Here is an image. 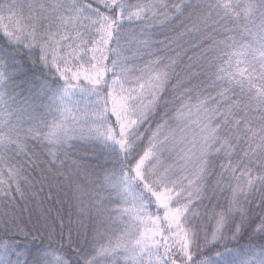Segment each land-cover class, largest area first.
<instances>
[{"label": "snow or ice", "instance_id": "obj_1", "mask_svg": "<svg viewBox=\"0 0 264 264\" xmlns=\"http://www.w3.org/2000/svg\"><path fill=\"white\" fill-rule=\"evenodd\" d=\"M0 264H264V0H0Z\"/></svg>", "mask_w": 264, "mask_h": 264}]
</instances>
